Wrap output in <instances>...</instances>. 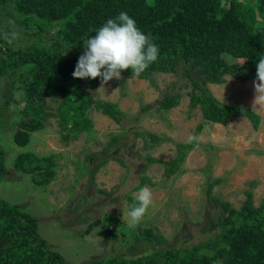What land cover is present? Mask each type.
Listing matches in <instances>:
<instances>
[{
	"label": "trees",
	"instance_id": "trees-1",
	"mask_svg": "<svg viewBox=\"0 0 264 264\" xmlns=\"http://www.w3.org/2000/svg\"><path fill=\"white\" fill-rule=\"evenodd\" d=\"M121 11L136 21L159 47L156 62L140 76L150 79L155 72L182 74L189 80V105L199 108L202 123L224 124L228 118L247 117L257 129L260 116L249 106L223 103L209 91L208 83H222L224 76L238 80L255 79L256 63L264 55V0H0V15L12 16L21 26L27 42L14 49L0 37V76L11 81L12 91L19 90L21 117L13 141L20 146L29 143L32 133L45 127L48 117L56 116L61 140H75L82 133L87 139L95 132L87 110L94 107L117 123L122 112L115 102L94 100L82 86L96 79L73 78L84 41ZM135 76L131 70L121 72ZM180 93L166 95L159 107L168 110L179 102ZM47 97L60 101L56 111ZM58 98V99H57ZM151 142L160 141L148 133ZM113 135L108 145L117 143ZM177 144V154L164 165L166 177L175 173L193 146ZM103 156L100 164L112 155ZM59 153L38 155L32 151L18 154L16 170L29 174L38 186L56 178ZM98 155L91 154V157ZM90 163L86 168L90 170ZM7 174L0 148V181ZM136 188L150 179L143 177ZM212 179L205 193L212 198ZM237 209L221 204L210 222L214 231L198 243L164 246L166 238L151 228H140L137 237L146 246L135 255H113L95 258L83 264H264V200L253 205L251 190ZM98 222V221H96ZM37 218L0 198V264H71L52 250L37 231ZM99 225V224H98ZM92 228L89 225L88 232ZM104 229H107L105 227ZM110 238L112 232L106 231ZM156 246V247H154Z\"/></svg>",
	"mask_w": 264,
	"mask_h": 264
},
{
	"label": "rangeland",
	"instance_id": "rangeland-1",
	"mask_svg": "<svg viewBox=\"0 0 264 264\" xmlns=\"http://www.w3.org/2000/svg\"><path fill=\"white\" fill-rule=\"evenodd\" d=\"M12 33H17L11 43L14 49L27 45L20 24L2 13L0 37L5 39L7 34L10 38ZM224 78L222 83H208L209 91L223 103L249 106L260 116L257 129L247 117H232L224 124L202 123L197 130L202 114L189 105L187 77L155 72L150 79H141L121 73L119 80L112 79L103 87L100 79L82 84L94 100L118 105L122 112L119 123L90 107L87 115L95 130L92 138L82 133L64 142L58 118L50 116L45 127L20 146L13 141L22 115L17 102L19 90L12 91L11 81L0 76V148L7 170L0 181V198L36 217L38 233L71 264L142 252L146 246L137 237L140 228L161 233L166 238L164 246H184L206 239L214 231L210 222L215 220V211L221 210L220 202L239 209L248 190L253 205L264 200V107L253 108L254 79ZM176 92L181 95L176 106L168 110L159 107L162 98ZM47 104L56 111L60 101L47 97ZM148 133L161 140L151 142ZM190 134L197 135L198 141L180 168L166 177L160 161L173 159L177 144L187 142ZM113 135H120V139L103 150ZM26 151L59 153L56 178L38 186L29 174L16 170L15 158ZM92 153L98 157H91ZM88 163L90 170L86 168ZM143 177L150 182L140 187L151 190L154 204L138 225L129 227L127 212ZM216 178L221 181L211 184L212 198H207L205 189ZM89 225L92 228L86 232ZM107 230L115 238H110Z\"/></svg>",
	"mask_w": 264,
	"mask_h": 264
},
{
	"label": "clouds",
	"instance_id": "clouds-1",
	"mask_svg": "<svg viewBox=\"0 0 264 264\" xmlns=\"http://www.w3.org/2000/svg\"><path fill=\"white\" fill-rule=\"evenodd\" d=\"M16 36L17 33H12L9 38L6 34L5 39L11 44ZM158 55L159 47L152 37L138 28L134 18L121 11L116 17L107 19L96 30L95 36L84 41V51L78 57L72 76L77 79L99 77L103 87L112 79L119 80L124 70L130 69L135 76H140L157 61ZM252 83L253 108L264 107V55L256 63V75ZM198 139L197 135L190 134L187 142ZM153 204L151 190L147 186L140 187L127 212L128 226L138 225Z\"/></svg>",
	"mask_w": 264,
	"mask_h": 264
}]
</instances>
